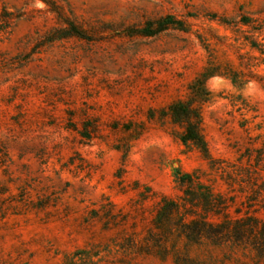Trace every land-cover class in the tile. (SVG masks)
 Returning <instances> with one entry per match:
<instances>
[{
  "label": "rangeland",
  "instance_id": "374dc122",
  "mask_svg": "<svg viewBox=\"0 0 264 264\" xmlns=\"http://www.w3.org/2000/svg\"><path fill=\"white\" fill-rule=\"evenodd\" d=\"M241 12L264 25V0H0V264H178L141 252L143 238L162 197L180 194L176 168L207 161L159 111L221 65L202 108L212 156L264 144V86L249 77H264V27L207 16ZM166 14L188 28L126 33ZM67 19L91 38L45 42ZM40 198L51 205H22ZM94 209L123 222L104 229ZM177 248L180 264H264L233 247Z\"/></svg>",
  "mask_w": 264,
  "mask_h": 264
},
{
  "label": "trees",
  "instance_id": "16d2710c",
  "mask_svg": "<svg viewBox=\"0 0 264 264\" xmlns=\"http://www.w3.org/2000/svg\"><path fill=\"white\" fill-rule=\"evenodd\" d=\"M48 4H52L49 3ZM54 5H52L53 7ZM193 16V15H190ZM209 19L232 25L240 24L262 30L264 25L250 15L241 12L237 18L220 17L217 13L207 15ZM186 30L187 22L173 14L148 19L139 27L126 29L129 35L155 36L168 28ZM79 37L90 39L87 31L74 21L67 19L64 26L54 28L44 35L45 42ZM253 47L256 41L250 40ZM234 82L242 81V73L232 71ZM221 65H209L203 69L189 85L186 99H177L159 111V118L168 119L179 127L177 138L187 147L196 148L207 161L206 169L175 170V181L180 189L176 197H162L143 238L141 252L154 254L161 259L170 255L180 264L177 256L179 241L192 246L233 247L249 250L256 254L258 261L264 262V217L258 212L264 210V144L255 145L250 138L248 145L239 149L235 159L212 156L203 133L202 108L210 100L211 93L206 86L209 77L221 74ZM228 73V72H226ZM264 86V77L251 72ZM155 113H150V118ZM86 138H90L85 133ZM235 206L234 212L232 207ZM22 205L37 211L51 205L42 198L37 201H22ZM243 207L247 209L244 211ZM93 217L103 220L104 229L110 224H122L112 217V213L99 215L94 209ZM127 221V219H124Z\"/></svg>",
  "mask_w": 264,
  "mask_h": 264
}]
</instances>
